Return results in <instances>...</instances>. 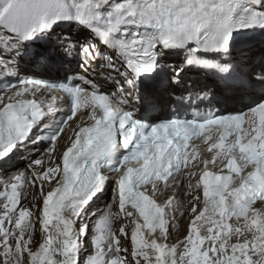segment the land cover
I'll list each match as a JSON object with an SVG mask.
<instances>
[{"label": "snow or ice", "instance_id": "1", "mask_svg": "<svg viewBox=\"0 0 264 264\" xmlns=\"http://www.w3.org/2000/svg\"><path fill=\"white\" fill-rule=\"evenodd\" d=\"M26 60L75 61L88 75L21 77ZM0 84V172L11 173L0 180V264H264V214L254 208L264 207V0H0ZM43 92L67 105L54 127L53 109L36 100ZM82 106L92 123L76 125L53 159ZM213 126L223 135L208 151L223 153L181 173L197 155L189 142ZM44 141L47 164L11 171L20 149ZM221 155L225 175L208 170ZM178 173L191 219L169 244L176 193L158 197ZM30 187L42 199L35 210L22 204ZM121 218L130 231L113 227Z\"/></svg>", "mask_w": 264, "mask_h": 264}, {"label": "bare ground", "instance_id": "2", "mask_svg": "<svg viewBox=\"0 0 264 264\" xmlns=\"http://www.w3.org/2000/svg\"><path fill=\"white\" fill-rule=\"evenodd\" d=\"M75 27V26H73ZM176 60L175 58H173V61L172 63H175ZM24 65V66H23ZM27 66H31L29 64H27V60L22 62V71H27L26 70V67ZM85 75H88L87 73H84ZM190 75H195V74H189ZM94 78L97 80V82L100 84V85H108V86H112L109 82H105L103 80V76L102 75H95L93 74ZM113 87V86H112ZM63 148V147H62ZM65 148V147H64ZM64 148L62 149V151L64 150ZM41 152L42 150L38 151L37 147L35 146H32L31 143L28 144V146L26 148H22L18 151L17 153V156L15 157V167H13L11 170H19L20 168H23L25 166H27L26 168L24 169H28V165H29V162L33 159V158H37V159H41L42 156H41ZM45 160V164H47V159L43 158ZM28 162V163H26ZM28 164V165H27ZM40 169L38 168L37 171H39ZM30 171V169H29ZM5 176L6 174L3 173V172H0V180H5ZM38 183V182H37ZM47 186L48 184L45 183L44 185V191L47 192L48 190L47 189ZM110 190V189H109ZM108 196H111V193H107ZM105 198V196L103 197ZM102 200V199H101ZM22 204L25 206V207H32L33 210H35V207H39L42 205V199H41V196H40V190L38 187H30L26 190V192L24 193V197L22 199ZM105 204V203H103ZM98 206L100 207L101 204L100 202L98 203ZM94 208L96 206H93ZM115 225V224H114ZM119 224H116L115 225V229H118ZM120 226H121V219H120ZM184 237V234H180L178 236H175L176 238V241H180L182 238ZM41 239V236L39 234V229H38V226H37V232L36 234L34 235V241H39ZM87 246V245H86Z\"/></svg>", "mask_w": 264, "mask_h": 264}, {"label": "rangeland", "instance_id": "3", "mask_svg": "<svg viewBox=\"0 0 264 264\" xmlns=\"http://www.w3.org/2000/svg\"><path fill=\"white\" fill-rule=\"evenodd\" d=\"M73 30L75 31V27H73Z\"/></svg>", "mask_w": 264, "mask_h": 264}]
</instances>
